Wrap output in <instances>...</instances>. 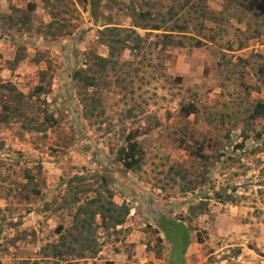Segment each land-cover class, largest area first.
<instances>
[{
    "label": "rangeland",
    "instance_id": "374dc122",
    "mask_svg": "<svg viewBox=\"0 0 264 264\" xmlns=\"http://www.w3.org/2000/svg\"><path fill=\"white\" fill-rule=\"evenodd\" d=\"M28 1L0 0V86L23 94L19 114L0 124V264H170L175 226L164 220L190 232L178 264H264V138L256 140L264 117L249 120L264 103V0H36L29 24L9 25L4 16L18 15L10 7ZM170 9L176 15L163 23ZM51 21L59 26L49 31L62 34L55 40L42 36ZM106 27L121 38L135 29L128 45L141 38L138 52L121 49L115 70L94 60L109 57ZM169 28L199 47L163 49ZM78 71L95 86L73 80ZM42 72L48 91L32 95ZM9 95L0 88V111L13 104ZM187 105L195 111L184 117ZM129 135L140 155L134 171L117 161ZM201 145L205 160L191 154ZM75 176L102 192L106 177L114 201L129 208L114 229L94 218V256L60 248L78 246L73 215L95 195L66 207ZM55 245L61 256L46 249Z\"/></svg>",
    "mask_w": 264,
    "mask_h": 264
},
{
    "label": "trees",
    "instance_id": "16d2710c",
    "mask_svg": "<svg viewBox=\"0 0 264 264\" xmlns=\"http://www.w3.org/2000/svg\"><path fill=\"white\" fill-rule=\"evenodd\" d=\"M91 1V0H90ZM56 2H59L58 0H56ZM187 5H189L188 2L185 3L184 7L182 6L180 8V10L182 8H185ZM37 8V3L36 0H31L28 1L26 4V7L24 9H18L15 7H10V9L13 10V12H16L15 18H11L10 17H5L6 20L9 21V25L13 26L16 24H20V25H26L29 24V15L34 13L35 10ZM247 8H250L247 7ZM259 11L264 15V2L263 4L260 3L259 6ZM134 12V11H133ZM134 14L137 16V18L139 20H146V19H152V16L149 12H139L136 13L134 12ZM176 14H173L172 10L170 9V11L168 12V16L167 18L161 19V21H163V23H169L170 21H172V19L174 18ZM53 17V14H52ZM59 26L56 22L51 21L48 24H46V28L43 31L42 36L44 37H49L51 36L50 39L55 40L58 36H61V32H59L58 34H55L54 32H51L49 30H51L52 28H55L57 26ZM44 26V27H45ZM55 26V27H54ZM135 28H139L141 30L146 29L147 25L145 24H140V23H136L134 25ZM160 26L158 25H153L151 26V30H159ZM181 31L185 30L184 27H180ZM40 28L38 27L36 32L38 34L41 33V31L39 30ZM105 30H103V34L105 35V39L103 40V44H106L107 48H108V58H102L99 56H95L94 60L97 63V66H100L103 69H106L107 67H109L111 70H115L117 67V62H116V56H119V53L121 51V49H128L131 51L132 53L138 52L141 48H142V43H141V38L140 36L137 34L136 35V40L133 41L132 45H128L127 41L129 38L132 37V34L134 35L136 32L135 29H132V31H129V33H126V37L121 38L119 36V34L122 33V31L120 30V28H116V27H111V28H104ZM180 31V32H181ZM169 32V33H168ZM172 29L169 28V30H167L166 34H163V40L161 41V44L164 48L167 47H171V48H192V47H199V42H196L195 44L192 43H186V40L184 38H178V37H174V35L172 34ZM134 56H137V53L134 54ZM22 56H17L15 58V61L13 62L16 64L21 61ZM81 73H85V71H78L76 73L73 74L72 79L80 82L83 81V87H93L95 86V83L93 82L94 80L90 79L87 80V78L85 76H83ZM45 73H41L39 76V83L38 85L33 89V94L32 95H41L44 94V92H47L48 90H46V88L43 86V84L41 83V79L42 77H44ZM177 80L179 81V78H177ZM1 89H5L8 90V92L10 94H12V96H14L15 98L12 99V97L9 95V99H7L8 102H13L12 105L9 104H3L1 107V111H0V124H4L7 125L8 120L10 119V117L18 115L19 114V107L21 105V103L23 102V94L20 92H16L15 88L9 84H1L0 86ZM183 113H184V117L190 115L191 113H193L195 111V106L193 105H187V107L184 106L183 108ZM264 117V103L262 102H257L255 104V106L252 109L251 114L249 115V120L252 119H256V118H262ZM244 138H246V136H244ZM264 138V125L261 128V130H259V132H257L256 134V140L261 141V139ZM134 139V136L129 135L126 140L128 141V145L127 148H122L120 150V152L118 153L119 158H118V162L121 163V166L126 170V171H134L136 168H138V165L140 163V155H139V151H138V145L135 142H132V140ZM244 139H242L243 141ZM264 147V143L262 145ZM205 148L203 147V145L198 147V150L195 152L191 151V154H193L195 157L200 158L201 160H205L207 157H205L204 155H202L201 153L203 152ZM261 149V148H260ZM223 156V155H221ZM185 177L183 176L182 179H184ZM101 180V184H100V188L103 189V192L100 191L99 189H93L91 187L86 188L84 182L85 179L79 176H75L72 180H69L68 183L69 184H75L77 185L76 188V192L74 193L73 197L71 198V200L66 202V207H70L75 206L79 203L80 201V195H85L87 196L89 193H94L95 195L92 198H89L83 205H78V207L76 208V212L73 215V221H76V228H79V235L78 237H74L73 235L71 236L72 239V243H78V246L76 248L74 247H67L62 241L60 248L64 249L65 252H73V250H80L78 252L79 256H82L85 252L90 253L91 256H94L96 254V238L94 236V230L96 229L93 221L95 217H99L103 223H104V227H106L107 229H114L118 226H122L125 223V220L129 214V208L122 203L121 205L117 204L114 201V192L112 189H110L109 187L112 184V181H110L109 179H107L104 176H101L99 178ZM98 180V178H97ZM203 183L206 180H201ZM82 185V186H81ZM196 187V185L194 186L192 181H188V188L187 189H194ZM229 197V196H228ZM216 198L221 199V202L225 203V202H229L230 203V198L228 199H223V194L222 193H218L216 194ZM193 212L194 216L198 213L197 211H199L201 214L206 210V202H202L200 204V206H198ZM165 222H169L171 224H173L175 227L173 228V233L172 236L170 238V243L172 245V250H171V254L169 257V263L170 264H178V262L174 259L173 255L175 252H180L181 253V257H182V262H183V257H184V253H185V249L186 246L188 245V240H187V229L185 226H183L182 224H178V223H173L170 222L169 220H164ZM105 228V229H106ZM61 229V228H59ZM167 234H171L170 232H167ZM165 232V235H167ZM183 235L184 239L186 240L185 242V246L181 248L182 243L177 242L180 240V237ZM167 237V236H166ZM61 239L63 240V237L61 236ZM169 240V239H168ZM178 246V247H177ZM177 247V249H176ZM59 248V245H55V246H47L46 249L50 250L53 254L54 257L57 256H61V254L63 252H61V249ZM74 248V249H73ZM181 248V249H180ZM71 252V253H72ZM157 257V256H156ZM182 262H180L179 264H182Z\"/></svg>",
    "mask_w": 264,
    "mask_h": 264
},
{
    "label": "crops",
    "instance_id": "0c3cea01",
    "mask_svg": "<svg viewBox=\"0 0 264 264\" xmlns=\"http://www.w3.org/2000/svg\"><path fill=\"white\" fill-rule=\"evenodd\" d=\"M170 222H173V223H178V222H175V221H173V220H169ZM165 222V221H164ZM182 224V223H181ZM183 226H185L184 224H182ZM186 227V226H185ZM186 229H187V240H188V245L186 246V249H185V253H184V256H185V254H186V251H187V249H188V247L190 246V240H191V236H190V232H189V229H188V227H186ZM171 250H172V245H171V243H170V254H171ZM170 257V256H169ZM168 257V258H169ZM183 259H184V257H183Z\"/></svg>",
    "mask_w": 264,
    "mask_h": 264
}]
</instances>
